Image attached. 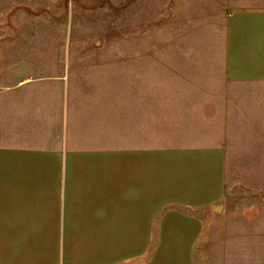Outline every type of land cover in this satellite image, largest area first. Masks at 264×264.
<instances>
[{
    "label": "rangeland",
    "instance_id": "obj_1",
    "mask_svg": "<svg viewBox=\"0 0 264 264\" xmlns=\"http://www.w3.org/2000/svg\"><path fill=\"white\" fill-rule=\"evenodd\" d=\"M263 28L264 0H0V131L101 132L149 107L157 144L217 138L225 190L195 264H264V84L225 72L261 59Z\"/></svg>",
    "mask_w": 264,
    "mask_h": 264
},
{
    "label": "crops",
    "instance_id": "obj_2",
    "mask_svg": "<svg viewBox=\"0 0 264 264\" xmlns=\"http://www.w3.org/2000/svg\"><path fill=\"white\" fill-rule=\"evenodd\" d=\"M263 44L261 59L230 53L226 78L264 84ZM146 109L101 132L74 115L60 131H0V264H195L199 213L224 195L225 149L157 144Z\"/></svg>",
    "mask_w": 264,
    "mask_h": 264
}]
</instances>
